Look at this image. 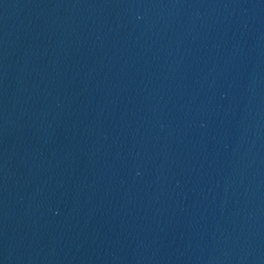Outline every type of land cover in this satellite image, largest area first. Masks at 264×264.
<instances>
[{"label":"water","instance_id":"obj_1","mask_svg":"<svg viewBox=\"0 0 264 264\" xmlns=\"http://www.w3.org/2000/svg\"><path fill=\"white\" fill-rule=\"evenodd\" d=\"M0 264H264V0H0Z\"/></svg>","mask_w":264,"mask_h":264}]
</instances>
